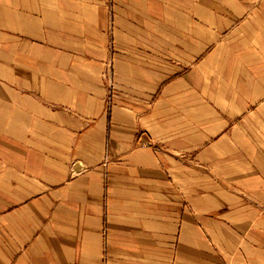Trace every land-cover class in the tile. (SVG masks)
<instances>
[{
  "label": "crops",
  "instance_id": "1",
  "mask_svg": "<svg viewBox=\"0 0 264 264\" xmlns=\"http://www.w3.org/2000/svg\"><path fill=\"white\" fill-rule=\"evenodd\" d=\"M0 264H264V0H0Z\"/></svg>",
  "mask_w": 264,
  "mask_h": 264
}]
</instances>
